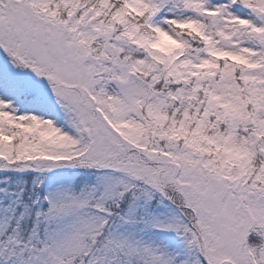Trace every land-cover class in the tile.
Returning a JSON list of instances; mask_svg holds the SVG:
<instances>
[{"label": "snow or ice", "instance_id": "1", "mask_svg": "<svg viewBox=\"0 0 264 264\" xmlns=\"http://www.w3.org/2000/svg\"><path fill=\"white\" fill-rule=\"evenodd\" d=\"M0 264H264V0H0Z\"/></svg>", "mask_w": 264, "mask_h": 264}]
</instances>
